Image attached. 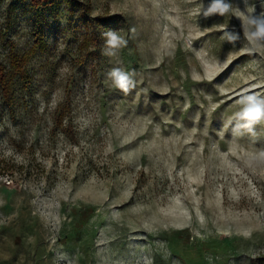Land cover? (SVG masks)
<instances>
[{"label": "rangeland", "instance_id": "obj_1", "mask_svg": "<svg viewBox=\"0 0 264 264\" xmlns=\"http://www.w3.org/2000/svg\"><path fill=\"white\" fill-rule=\"evenodd\" d=\"M211 3L0 0V264H264V0Z\"/></svg>", "mask_w": 264, "mask_h": 264}, {"label": "clouds", "instance_id": "obj_2", "mask_svg": "<svg viewBox=\"0 0 264 264\" xmlns=\"http://www.w3.org/2000/svg\"><path fill=\"white\" fill-rule=\"evenodd\" d=\"M228 5L223 3V0H212L211 6L208 8L205 15L210 13H215L219 11L223 13L227 11ZM248 23L251 26L248 32V38L254 42L264 41V15L251 16L248 18ZM107 37L106 43L108 45V54L115 55L114 51L111 49H118L121 46L126 45L127 41L119 36L115 31L109 30L103 34ZM235 39V36L231 37ZM110 75L114 78L115 85L124 90L128 91L131 80L128 74L124 73L121 69H113ZM240 119L247 120V123L239 125L240 127L251 128L254 122L259 121L264 118V100L257 99L256 96H248L245 98V107L240 112L237 113Z\"/></svg>", "mask_w": 264, "mask_h": 264}, {"label": "trees", "instance_id": "obj_3", "mask_svg": "<svg viewBox=\"0 0 264 264\" xmlns=\"http://www.w3.org/2000/svg\"><path fill=\"white\" fill-rule=\"evenodd\" d=\"M85 11V9H84ZM83 11V16L85 18L86 21H92V16H90L86 11ZM29 55H22V56H18L17 53H15V51L12 50V64L14 65V67L16 68L15 73L17 75H22L24 76L25 74V63L28 60Z\"/></svg>", "mask_w": 264, "mask_h": 264}]
</instances>
